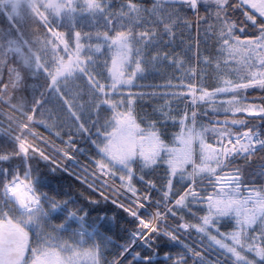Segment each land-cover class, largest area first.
Instances as JSON below:
<instances>
[{"label":"snow or ice","instance_id":"6c2138e0","mask_svg":"<svg viewBox=\"0 0 264 264\" xmlns=\"http://www.w3.org/2000/svg\"><path fill=\"white\" fill-rule=\"evenodd\" d=\"M0 264H264V0H0Z\"/></svg>","mask_w":264,"mask_h":264},{"label":"trees","instance_id":"16d2710c","mask_svg":"<svg viewBox=\"0 0 264 264\" xmlns=\"http://www.w3.org/2000/svg\"><path fill=\"white\" fill-rule=\"evenodd\" d=\"M117 231H118V229H117Z\"/></svg>","mask_w":264,"mask_h":264}]
</instances>
